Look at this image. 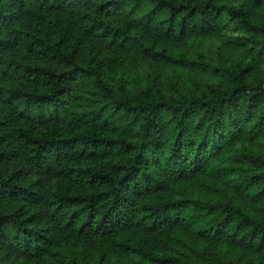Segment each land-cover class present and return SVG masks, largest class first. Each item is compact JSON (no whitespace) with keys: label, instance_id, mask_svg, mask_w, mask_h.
I'll return each instance as SVG.
<instances>
[{"label":"trees","instance_id":"16d2710c","mask_svg":"<svg viewBox=\"0 0 264 264\" xmlns=\"http://www.w3.org/2000/svg\"><path fill=\"white\" fill-rule=\"evenodd\" d=\"M0 264H264V0H0Z\"/></svg>","mask_w":264,"mask_h":264}]
</instances>
